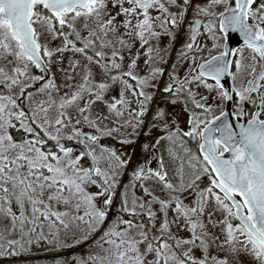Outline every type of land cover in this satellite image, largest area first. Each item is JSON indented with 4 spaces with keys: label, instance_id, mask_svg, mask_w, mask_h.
<instances>
[{
    "label": "snow or ice",
    "instance_id": "1",
    "mask_svg": "<svg viewBox=\"0 0 264 264\" xmlns=\"http://www.w3.org/2000/svg\"><path fill=\"white\" fill-rule=\"evenodd\" d=\"M42 244L264 264V0H0V264Z\"/></svg>",
    "mask_w": 264,
    "mask_h": 264
},
{
    "label": "trees",
    "instance_id": "2",
    "mask_svg": "<svg viewBox=\"0 0 264 264\" xmlns=\"http://www.w3.org/2000/svg\"><path fill=\"white\" fill-rule=\"evenodd\" d=\"M44 248H47V245L42 244L39 248H34L33 249V253L31 256H27V257H20L18 258L19 260L21 259H25V261H27L28 264H52L53 260L55 258H58V256H54L53 252L50 251H44ZM50 248V247H49ZM65 256L69 255V253L67 254H63ZM21 264V262H20Z\"/></svg>",
    "mask_w": 264,
    "mask_h": 264
},
{
    "label": "flooded vegetation",
    "instance_id": "3",
    "mask_svg": "<svg viewBox=\"0 0 264 264\" xmlns=\"http://www.w3.org/2000/svg\"><path fill=\"white\" fill-rule=\"evenodd\" d=\"M105 144H108L107 141H104ZM111 147L117 149V151L121 154V155H129L131 156L133 154V152H136L137 150L134 148L132 151H130L131 146L129 145H120L118 143H111L109 144ZM137 156L142 159V154H140V152H136Z\"/></svg>",
    "mask_w": 264,
    "mask_h": 264
},
{
    "label": "rangeland",
    "instance_id": "4",
    "mask_svg": "<svg viewBox=\"0 0 264 264\" xmlns=\"http://www.w3.org/2000/svg\"><path fill=\"white\" fill-rule=\"evenodd\" d=\"M105 141H107V143H108V145L109 144H111V143H118L117 141H115V140H111V139H106ZM104 142V141H103ZM119 144V143H118ZM134 149V147L133 146H131V148H130V151H132ZM137 151L136 152H138L139 153V149H136ZM125 182H127V177H125ZM47 247H48V249L47 248H44V251L46 250V251H52L53 252V255L54 256H59L60 254H58V253H56L55 251H53L52 250V248L50 247V246H48L47 245ZM50 247V248H49ZM74 251H79V250H68L66 253H64V254H67V253H72V252H74ZM20 262H21V264H28L27 263V261H25V259H21V260H19Z\"/></svg>",
    "mask_w": 264,
    "mask_h": 264
}]
</instances>
